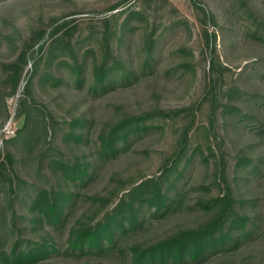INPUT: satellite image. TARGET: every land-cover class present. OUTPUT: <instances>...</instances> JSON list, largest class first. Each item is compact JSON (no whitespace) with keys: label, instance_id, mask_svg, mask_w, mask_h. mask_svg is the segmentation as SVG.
Wrapping results in <instances>:
<instances>
[{"label":"trees","instance_id":"trees-1","mask_svg":"<svg viewBox=\"0 0 264 264\" xmlns=\"http://www.w3.org/2000/svg\"><path fill=\"white\" fill-rule=\"evenodd\" d=\"M117 5H112L109 10L118 9ZM70 14L50 18L47 27L38 28L17 51L13 48L15 39L0 28V45L7 44L12 48V55L15 54L11 62H0L8 69L9 96L18 90L23 68L31 61L30 73L17 100L16 117H22L18 134L9 138L0 134L5 146L15 142L19 144L21 153L17 157L7 150L5 162L12 168L17 157L25 166L41 141H45L48 135H55L57 125L68 124L56 143L60 156H36L33 190L27 193L26 199L21 198L24 203L20 205L24 204V208L17 207L20 222L15 217L14 206L8 204L14 215L10 226L17 234L6 242V233H1L4 227L0 226V264H67L63 259L57 261L52 257L57 252V246L51 227L69 215L72 220L68 222L67 248L79 251L78 256L86 254L91 257L83 260L82 264H114L99 257L110 251L121 235L140 228L144 222V212L148 217L161 216L181 204L186 194V191L177 190L182 170L197 157L205 168H209V161L202 149L192 143L190 133L199 128L195 125L193 108L163 109L152 105L147 109L135 110L118 100L111 104V111L95 124L90 104L77 95L68 97L73 91L81 93L78 89L86 79L89 90L97 92L113 87L117 77L127 81L137 76L134 55L130 51H123L121 43L123 35L130 29L133 16H142L143 13L138 9H119L104 18L102 30L94 34L90 32L77 42L72 41L76 23L70 24L72 19L58 22ZM117 17H122L121 22L114 20L108 23ZM0 20L3 27L10 23L6 17H0ZM154 43L153 31H145L143 47L146 57L152 56ZM187 62H179L177 67H189ZM184 67L182 70H185ZM0 97L3 102L4 96ZM28 98H31V103H27ZM229 108L236 106L227 100L221 114L228 112ZM181 112L186 117L178 125L175 118ZM8 115L4 106L0 127ZM168 118L178 135L173 140V149L162 160L160 173L148 177L138 170L136 174L122 176L121 171L114 170L103 190L86 196L78 207V213L69 214L77 194L71 186L85 184L91 179L96 156L116 155L143 134L161 129ZM206 148L213 157L210 162L212 173L206 171L203 179L197 183L201 190L193 197L191 208L195 213L191 222L176 223L158 235L129 242L124 249L128 264H194L212 254L214 258L203 264H264V253L245 251L238 258L232 255L231 248L240 239L255 232L259 211H250L248 200L236 188V178L230 176L225 164L218 169L213 147L207 143ZM62 149L69 151L66 158L61 156ZM71 158L74 163H70ZM249 162L250 158L243 157L235 166L244 167ZM181 163L182 170H178ZM4 168V160H0V181H7V188L14 191L10 177L1 173ZM173 173L177 175L170 178ZM209 175L213 177L206 183ZM17 179L20 181L21 178L17 176ZM213 185L217 190L212 188ZM2 215L0 210V217ZM28 226L34 234L26 231ZM22 229L27 233L25 238L21 237Z\"/></svg>","mask_w":264,"mask_h":264},{"label":"rangeland","instance_id":"rangeland-1","mask_svg":"<svg viewBox=\"0 0 264 264\" xmlns=\"http://www.w3.org/2000/svg\"><path fill=\"white\" fill-rule=\"evenodd\" d=\"M115 4H118V9L110 11V7ZM119 9H138L143 13L142 16H133L130 29L123 35L121 43L123 51H130L134 55L137 76L127 81L117 77L113 87L97 92L89 90L86 79L78 89L81 93L73 91L68 97H83L84 102L90 104L95 124L111 111V104L118 100L126 102L135 110L147 109L152 105L163 109L193 108L195 125L199 128L190 133L192 143L202 149L209 161V168H205L198 157L184 170L181 163L178 170H182L183 175L178 180L177 190L186 191L181 204L161 216L148 217L144 212L142 226L121 235L114 247L99 259L114 264H128L124 249L129 242L158 235L176 223L191 222L192 214L195 213L191 208L193 197L201 190L197 183L203 179L206 171L212 173L213 157L206 148L207 143L213 147L218 169L221 164H225L230 176L236 178V188L248 200L250 211H259L255 232L240 239L231 248L232 255L238 258L245 251L264 253V0H0V17L10 20L4 27L0 20V28L15 39L13 48L17 51L38 28H46L50 18L72 13L58 22L72 19L70 24L76 23L72 41L77 42L90 32L94 34L102 30L104 18ZM114 20L121 22L122 17L112 18L108 23ZM151 30L155 40L154 52L151 57H146L143 47L145 31ZM11 49L5 43L0 45V62L9 63L14 59L15 54L12 55ZM185 60L189 67L183 66L185 70L177 67L179 62ZM30 68L31 61H28L23 68L18 90L9 96L8 69L0 64V96H4V101L0 100V119L4 106L9 113L0 127L2 137L18 134L22 117H16L17 100ZM88 90L90 93L87 94ZM227 100L236 108H229L228 112L221 114ZM27 103H31V98H28ZM44 103L47 104L46 101ZM185 117L184 112L176 116L178 125ZM162 125L161 129L143 134L114 156H96L91 179L85 184L71 186L77 194L69 214L78 213V207L86 200V196L103 190L114 170L121 171L122 176L136 174L138 170L148 177L160 173L162 160L173 149V140L178 135L171 126V119L168 118ZM67 127V123L57 125L55 135H48L45 141H41L25 166L17 158L21 153L19 144L10 142L5 146L0 139V160H4L5 164L1 173L10 177L14 190L7 188V181H0V210L3 212L0 226L4 227L1 233H6V242L17 234L10 226L14 215L8 204L14 206L15 217L20 222L17 207L24 208V204L20 205L24 203L21 198L26 199L27 193L33 190L36 156H60L56 143ZM7 150L17 156L12 168L5 162ZM61 151V156L66 158L69 151ZM93 154L96 155L95 152ZM243 157L250 158V162L244 167H236L237 161ZM69 160L74 163L72 158ZM176 175L173 173L170 178ZM218 175L219 172L216 177ZM17 176L23 180L19 181ZM212 177L209 175L206 183ZM70 220L72 216L69 215L51 227L52 238L57 246V252L52 257L57 261L63 259L67 264H82L83 260L91 257L86 254L78 256L79 251L67 248ZM26 231L35 233L30 226ZM26 231L21 230L22 238L27 237ZM212 258L213 254L194 264H203Z\"/></svg>","mask_w":264,"mask_h":264}]
</instances>
